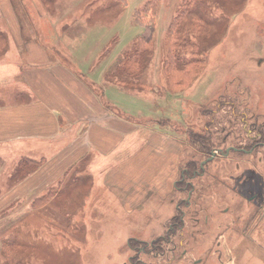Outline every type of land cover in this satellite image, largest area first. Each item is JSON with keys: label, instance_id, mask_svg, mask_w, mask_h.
<instances>
[{"label": "rangeland", "instance_id": "374dc122", "mask_svg": "<svg viewBox=\"0 0 264 264\" xmlns=\"http://www.w3.org/2000/svg\"><path fill=\"white\" fill-rule=\"evenodd\" d=\"M146 2L148 9L143 7ZM180 2L0 0L4 37L0 62L13 61L12 69L17 64L22 71L34 67V60L40 62L34 64L40 71L49 63L52 69L57 65L67 68L101 105L124 119L115 124L116 129L129 130L108 153L82 155L62 171L53 169L50 181V175L39 179L37 186L44 181L49 184L45 192L36 195L52 194L43 204H34L36 196L28 199L27 186L16 188L17 197L7 199L8 204L0 209V264H17L19 260L26 264H132L135 258L130 257H143L136 242L163 234L172 223L174 202L181 197L171 186L176 168L171 167L172 162L168 164L176 150L180 167L205 159L207 149L218 147L219 151H213L203 174L191 178L196 190L192 205L183 208L194 214H185V225L179 232L183 247L190 245L188 256L201 257L209 246L205 264L231 258L236 264H245L243 252L249 249L244 247H250L252 241H264V145L253 151L249 148V152H220L231 145L249 144L247 134H253L254 129L251 113L257 112L264 121V0H238L234 6L226 5L224 12L220 7L212 10L211 20H221L227 26L203 24L200 38L209 37L213 46L199 48L195 56L181 52L180 60L183 55L194 60L186 68L196 71L189 78L186 68L178 72L187 79L184 88L173 81L168 85V75L162 70L163 39ZM151 32L153 57L140 77L141 87L125 88L105 80L107 67L132 48L137 36L147 39ZM10 79L4 75L0 82V100L6 102L21 93L19 74ZM92 104L100 108L95 101ZM66 124V130L60 124L57 142L45 140L42 150L21 153L30 157L40 152L54 155L84 128L83 122ZM115 137L117 143L120 135ZM10 153H0L2 192L15 185L10 174L21 158L20 152ZM123 159L155 160L156 171L162 168L160 162H165L163 190L150 187L154 186V176H142L144 172L125 177V184L118 187L106 183V170ZM38 189H31L34 194L29 196ZM123 200L128 205L124 206ZM203 217L207 219L203 221ZM18 232L27 237L16 244L26 243V247L23 251L17 246L8 261L3 244ZM163 258L153 260L162 264Z\"/></svg>", "mask_w": 264, "mask_h": 264}, {"label": "crops", "instance_id": "0c3cea01", "mask_svg": "<svg viewBox=\"0 0 264 264\" xmlns=\"http://www.w3.org/2000/svg\"><path fill=\"white\" fill-rule=\"evenodd\" d=\"M12 63L14 62H0V82L3 81L4 75L6 78L12 79V77L19 74L21 79H18L20 81L17 85L19 87L18 91L21 90V93L17 94L21 96H12L11 102L0 100V153L5 151V154H8L11 150H14V152L10 154L21 153L31 149L35 150V152L40 151L45 147L43 141L47 140L49 144L51 141H56L60 134L61 125L63 130H66V123L71 126L78 122H83L84 128L78 134L74 133V138L52 156L41 154L40 152L39 156L30 157L21 153L19 158L25 156L36 160L43 159V163L39 169L18 183V185L15 184L3 192L0 191V200H2L0 209L8 204L7 199L17 197L16 188L22 189L23 186L24 188L27 186L25 194L28 195V199L34 198L37 193L43 192L48 187L49 181L52 179L53 169L60 168L62 171L72 162L79 160L82 155L90 154L93 151H98L104 155L120 143L123 133L129 131L116 129L115 124L122 120L124 122V119L114 115L106 106L101 105V102L90 88L67 68L57 65L52 69L49 63L46 68L42 69L43 71H40L34 68V64L40 62L34 60L32 61L34 67H29L22 71L17 64L16 68L12 69L14 65ZM18 71L19 73L16 74ZM106 71L103 73L105 80ZM11 85L14 86L13 82H11ZM94 101L97 105L99 104V109L93 106L92 102ZM116 133L118 136L120 135L117 143ZM174 144L177 147L176 141H174ZM59 147L58 145L56 149H59ZM70 155L72 156L68 159ZM174 156L175 158L172 161H168V164L172 162L171 167L173 166V169L176 168L178 162L177 150ZM160 164L162 168H158L156 171L157 164L155 160L123 159L106 170L105 182L118 187L125 184L123 181L125 177L131 178L137 172H144L142 176H154V186L150 187H160L161 189H157L162 191V186L165 184L163 172H166V169L164 166L165 162H160ZM173 174L171 185L176 172L174 171ZM49 175L48 182L45 183L44 181L43 185H36L39 179L42 178L43 181ZM147 184L149 186L148 182ZM34 188H39L38 190L40 191L37 190L35 195L29 196L28 193L34 194L29 192ZM22 193L24 194V191ZM123 205H128L126 200H123ZM252 245L244 247L249 249V251L243 252L245 264H264V241H252ZM221 262L224 264H236L234 258L226 261L221 260Z\"/></svg>", "mask_w": 264, "mask_h": 264}, {"label": "trees", "instance_id": "16d2710c", "mask_svg": "<svg viewBox=\"0 0 264 264\" xmlns=\"http://www.w3.org/2000/svg\"><path fill=\"white\" fill-rule=\"evenodd\" d=\"M148 2H146L143 7L148 9ZM237 2L238 0H181L178 9L170 18L167 35H165L163 39L164 56L162 70L166 72V76L168 75L166 79L168 85H170V82L173 81L175 84L179 85V88H184L187 86V79H184L178 72H181L187 66L194 64V60H192V57H187V59L185 58V55H183V59H181V61L179 59L181 52L188 51L195 56L197 53H199L196 52V50H199V48L205 50L206 47H212V41L211 39H208L209 37L200 38V34L202 32L201 27L203 24L214 25V22L218 24V27L227 26V24H222L221 20H211V12L217 7H220L221 11L224 12L226 5L234 6L237 4ZM152 39V32L147 39H145L143 36H137L133 42L132 48L124 51L108 67L105 73L106 80L124 86L125 88H131L135 86L141 87L143 82L140 80V77L153 57L154 50L152 48ZM3 42L4 37L0 31V45ZM185 48H187V50ZM175 66L179 67L178 70H176ZM185 71L188 73L187 78L192 77L196 72L195 68L193 67H188L185 69ZM170 77H172V79H170ZM42 163L43 159L36 160L22 156L18 160L17 167L10 174L11 184H16L23 181L27 176L39 169ZM59 190L62 191V189H58L56 191ZM47 193L36 196L33 199L34 204H43L44 202L48 201V198L51 197L52 194L51 192H49L50 194ZM26 237H21V233L18 232L16 235L13 234L11 237L5 239H10L8 242L5 241L2 247V252L4 251L8 261L11 259L10 257L16 253L15 250L17 246L21 249L23 248L24 251L26 243L24 244L20 242L19 244H16L15 241H24ZM26 255L25 258L27 257ZM16 263L26 264L21 260L17 261Z\"/></svg>", "mask_w": 264, "mask_h": 264}, {"label": "flooded vegetation", "instance_id": "af4514ba", "mask_svg": "<svg viewBox=\"0 0 264 264\" xmlns=\"http://www.w3.org/2000/svg\"><path fill=\"white\" fill-rule=\"evenodd\" d=\"M231 98L237 100L236 97ZM236 104L239 105L237 102ZM251 114L252 119L250 118V122L254 125V129L251 130L253 131V134H247L249 137L247 140H250L249 144L246 147L231 145L230 147H227L228 152L225 155L229 154L230 151L238 153L249 152L247 150L249 148H251L250 150L253 151L258 149L259 146L264 145V142L262 141V137L264 136V121L260 119L257 112H253ZM200 146L202 147L203 145ZM207 150L209 151V155L206 156L205 159L199 160L198 162L190 161L185 167H180L179 160H177L178 162L175 170L176 176L171 186L172 189L174 188V192L176 190L180 192L181 197H179L177 201L174 202L175 213L172 214V223H170L169 226L165 228V232L163 234L158 235L159 237L152 239L151 241L141 240L136 242L137 244L139 243V245L135 247L140 249V252L143 251V257H130V259L135 258L133 261H131L132 264H158L153 260V258L156 256L164 257L162 259V264H205V261L207 260L210 253L209 246L206 249H203V255L201 257L190 258L188 256L190 255V249L188 248H190L189 243L191 241L186 242V244L189 245L188 247H183L184 241L182 240L183 238L180 239L179 232L180 230L183 231V227L185 225L183 219L185 214H187V209L183 207H189L192 205L191 196L196 190V186L194 182L191 181V178L195 177L196 175H201L205 172V163L214 157L213 151H218V147H214V150L211 149V151L209 149ZM220 152L223 153V151ZM232 159L233 158H229V160ZM242 162L243 161H241V163ZM171 200L173 201L172 198ZM223 209H225V207ZM188 214L189 216H192L194 213L188 212ZM206 219L207 217H203V221ZM128 243L130 244L131 242L128 241ZM180 248L182 250L180 253H178ZM181 259L186 260V262L180 263Z\"/></svg>", "mask_w": 264, "mask_h": 264}, {"label": "water", "instance_id": "95a60500", "mask_svg": "<svg viewBox=\"0 0 264 264\" xmlns=\"http://www.w3.org/2000/svg\"><path fill=\"white\" fill-rule=\"evenodd\" d=\"M228 152V148L223 152V154H226Z\"/></svg>", "mask_w": 264, "mask_h": 264}]
</instances>
